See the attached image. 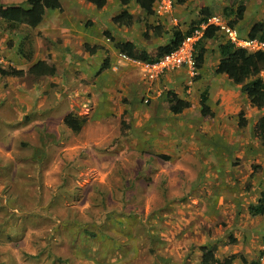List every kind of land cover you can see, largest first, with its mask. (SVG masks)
Segmentation results:
<instances>
[{
    "label": "rangeland",
    "instance_id": "1",
    "mask_svg": "<svg viewBox=\"0 0 264 264\" xmlns=\"http://www.w3.org/2000/svg\"><path fill=\"white\" fill-rule=\"evenodd\" d=\"M60 1L63 12L48 11L37 29H0L1 66L28 70L43 60L57 69L0 77V264H200L203 246L221 260L236 255L233 264L260 260L264 216L249 207L264 191V145L254 131L264 110L215 74V41L195 72L153 77L115 47L165 45L224 0H174L169 10L156 0L153 18L134 0H108L102 10ZM247 6L236 27L242 39L264 22V0ZM124 10L135 23L119 28L113 18ZM150 23L162 26L160 36ZM28 37L31 62L19 53ZM170 93L190 109L172 114ZM205 93L215 113L208 121ZM69 115L81 119L80 133L65 125Z\"/></svg>",
    "mask_w": 264,
    "mask_h": 264
},
{
    "label": "trees",
    "instance_id": "2",
    "mask_svg": "<svg viewBox=\"0 0 264 264\" xmlns=\"http://www.w3.org/2000/svg\"><path fill=\"white\" fill-rule=\"evenodd\" d=\"M133 0H120L124 7H129ZM193 0H178L179 4H185ZM88 3L102 10L108 4V0H87ZM140 9L148 16L155 15L156 0H135ZM249 0H224L223 4H213V6L204 7L199 14V21L187 31L174 30L169 42L153 49L150 52L140 49L132 42L116 43L115 47L123 57L141 63H157L166 55L178 50L183 42L191 36L196 29L201 28L209 19L213 17H223L229 19V26L236 28L244 19L247 12V3ZM48 11L63 12V6L60 0H25L21 4L5 5L0 4V29L5 31H15L19 28L37 29L44 21ZM113 23L119 27H130L135 23L134 16L124 10L113 18ZM156 35L162 34V28L155 26L149 27ZM248 38L264 40V22L256 24L249 32ZM207 41H215L218 44V53L220 61L215 69V74L226 76L232 85L241 86V94L246 96L252 107L258 110H264V50L249 52L232 44L225 34L219 28L209 26L204 30L202 39L195 47V60L197 67H201L205 62L208 53L206 48ZM96 49H99L96 47ZM19 53L31 62L34 57L33 43L30 37L26 38L19 46ZM108 63L104 64V69L108 68ZM57 73L54 65L47 61L39 60L35 62L28 70L16 68H5L0 65V77H12L21 79L27 75L35 78L50 77ZM172 98L171 113L180 115L185 110L190 109L189 101L179 98L176 94L170 93ZM208 93L201 98V114L208 121L215 117V113L210 106ZM65 125L75 133L82 131L81 119L77 116L69 115L64 120ZM248 126L247 120L241 114L240 127ZM255 136L260 139L264 145V116L256 123ZM249 213L252 217L264 216V191L257 203L249 207ZM202 258L200 264H233L237 256L233 255L224 260L216 256L215 247L203 246L201 248ZM244 264H260V260L247 261L242 259ZM56 264V263H51Z\"/></svg>",
    "mask_w": 264,
    "mask_h": 264
},
{
    "label": "built area",
    "instance_id": "3",
    "mask_svg": "<svg viewBox=\"0 0 264 264\" xmlns=\"http://www.w3.org/2000/svg\"><path fill=\"white\" fill-rule=\"evenodd\" d=\"M173 1L174 0H163L165 10L171 9ZM209 26L219 28L220 31L225 34L227 39L238 48L245 49L249 52L264 50V40L250 39L248 37L242 39L238 30L229 26V23L225 18L213 17L209 19L206 24H203L201 28L196 29L191 36L186 38L178 50L166 55L159 62L153 64L140 62L144 70L152 77L154 75L163 74L167 71L185 67L189 68L192 72H195L197 70L195 47L202 39L204 30ZM260 264H264V252L260 259Z\"/></svg>",
    "mask_w": 264,
    "mask_h": 264
},
{
    "label": "crops",
    "instance_id": "4",
    "mask_svg": "<svg viewBox=\"0 0 264 264\" xmlns=\"http://www.w3.org/2000/svg\"><path fill=\"white\" fill-rule=\"evenodd\" d=\"M135 1V0H134ZM156 4V3H155ZM133 15V14H132ZM155 15H156V12H155ZM155 15H153V16H150V18H153ZM150 26L149 27H152L153 26V24L152 23H150L149 24ZM155 27H158V28H162V26H160V25H158V26H156L155 25ZM123 28V27H122ZM151 32L153 33V35L155 34L152 30H151ZM162 32H163V28H162ZM156 35V34H155ZM123 42H132V41H130V40H127V41H121V42H118V43H123ZM132 43H134V42H132ZM135 44V43H134ZM116 45V44H115ZM136 45V44H135ZM166 45V44H165ZM137 46V45H136ZM162 46H164V45H162ZM160 47V46H159ZM159 47H157V48H159ZM154 49H156V48H154ZM144 50V49H143ZM153 50V49H152ZM148 52H150L151 50H147ZM217 68V67H216ZM222 76H224V75H222ZM224 77H226V76H224ZM227 78V77H226ZM228 79V78H227ZM229 81V80H228Z\"/></svg>",
    "mask_w": 264,
    "mask_h": 264
}]
</instances>
